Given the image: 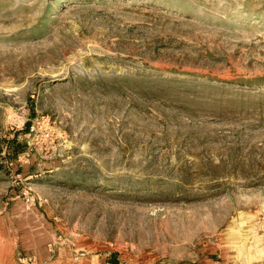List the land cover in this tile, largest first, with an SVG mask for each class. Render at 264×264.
<instances>
[{
	"label": "rangeland",
	"instance_id": "374dc122",
	"mask_svg": "<svg viewBox=\"0 0 264 264\" xmlns=\"http://www.w3.org/2000/svg\"><path fill=\"white\" fill-rule=\"evenodd\" d=\"M264 264V0H0V264Z\"/></svg>",
	"mask_w": 264,
	"mask_h": 264
},
{
	"label": "trees",
	"instance_id": "16d2710c",
	"mask_svg": "<svg viewBox=\"0 0 264 264\" xmlns=\"http://www.w3.org/2000/svg\"><path fill=\"white\" fill-rule=\"evenodd\" d=\"M115 262H112V264H114Z\"/></svg>",
	"mask_w": 264,
	"mask_h": 264
}]
</instances>
